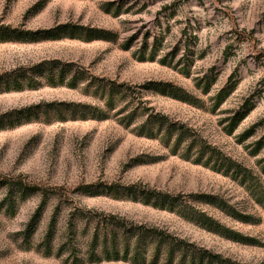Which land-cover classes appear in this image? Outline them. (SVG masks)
<instances>
[{"label":"rangeland","instance_id":"374dc122","mask_svg":"<svg viewBox=\"0 0 264 264\" xmlns=\"http://www.w3.org/2000/svg\"><path fill=\"white\" fill-rule=\"evenodd\" d=\"M0 34V85H33L0 92V264H134L88 258L109 218L264 264V0H0ZM103 84L128 89L110 112ZM151 113L178 148L136 133Z\"/></svg>","mask_w":264,"mask_h":264},{"label":"trees","instance_id":"16d2710c","mask_svg":"<svg viewBox=\"0 0 264 264\" xmlns=\"http://www.w3.org/2000/svg\"><path fill=\"white\" fill-rule=\"evenodd\" d=\"M53 32V31H52ZM6 35L0 34V38ZM58 33H51L47 37L49 38H58ZM40 37H30L23 39L24 41H36ZM96 39L93 35H88L87 40ZM153 55L148 56L147 59H153ZM140 60H144V57L141 55ZM164 60V59H163ZM40 68H34V71L39 72L42 70H37ZM51 70V71H50ZM48 71L49 77H46V81L49 84H58L63 83L62 75L64 71L61 69L57 79L54 77L52 69ZM40 73V72H39ZM31 75L26 77V85H22L21 82L16 81L14 85L5 83V85H0V92L5 91H18L22 90L24 87H33L31 82ZM69 87L76 86V80L72 79L66 83ZM100 92V97H104V104L108 112L113 110L122 100L127 97V88L126 91L122 88V85H101L98 87ZM165 90L163 89L161 92ZM171 92V93H170ZM168 94L180 100H185L180 93V88L174 87ZM133 97L131 100L125 103V107H121L117 110L116 115H119V121L125 125H129L135 120L138 116L142 115L141 110L143 105L141 101L136 97V92L132 90ZM130 98V97H129ZM92 118H106L105 113H92ZM161 116L151 113L148 117L139 123L136 127V133L141 136L153 137L155 139L161 140L163 143L169 141V139L176 134V140L174 141L173 148H178L184 140V132L181 128V125L175 121H168ZM166 122V123H165ZM194 141L189 142L184 146L183 151L189 153L194 145ZM181 148V147H180ZM205 147L200 145L199 153L203 154ZM198 153L196 160H199L201 157ZM1 184V183H0ZM17 187L12 188L11 185L8 188V193L14 194L20 192L24 196L25 188L24 185L19 184ZM32 188V187H29ZM150 194V193H148ZM20 196V198H22ZM163 198V197H162ZM155 199L149 201L148 198H138L132 197L136 201H142L144 203L150 202L152 206H160L161 208H170L172 209V203H164V199ZM96 223L94 226V231L89 243V259L92 261H98L99 257L96 254L97 249L103 250V256L106 260H122L129 261L134 264H245L240 263L230 258H225L217 253H212L204 248L197 247L188 241L179 238L173 234L167 233L162 229H157L154 227H147L142 225H133L130 222L125 220H114V219H103L102 223L98 225ZM236 238V237H234ZM101 248H97V247Z\"/></svg>","mask_w":264,"mask_h":264}]
</instances>
